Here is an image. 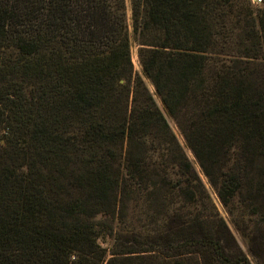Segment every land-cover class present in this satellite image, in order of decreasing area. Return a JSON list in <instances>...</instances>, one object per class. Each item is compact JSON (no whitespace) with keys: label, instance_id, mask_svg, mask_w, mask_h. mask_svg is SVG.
I'll list each match as a JSON object with an SVG mask.
<instances>
[{"label":"trees","instance_id":"obj_1","mask_svg":"<svg viewBox=\"0 0 264 264\" xmlns=\"http://www.w3.org/2000/svg\"><path fill=\"white\" fill-rule=\"evenodd\" d=\"M130 7L0 0V264H252L144 77L264 264V9Z\"/></svg>","mask_w":264,"mask_h":264},{"label":"rangeland","instance_id":"obj_2","mask_svg":"<svg viewBox=\"0 0 264 264\" xmlns=\"http://www.w3.org/2000/svg\"><path fill=\"white\" fill-rule=\"evenodd\" d=\"M254 6L256 8L264 9V0H263V3L261 5H254ZM127 14H128V22H129V26H130V32H132V13H131V7H130V0H127ZM131 52H132V60L134 63L135 72L144 77L142 67H141V64L139 61V57H138V47L135 44L134 40H132ZM144 80H145V83H146L147 87L149 88L150 92L154 95V98H155L157 104L159 105L161 111L163 112L165 118L167 119V121L170 125V128L172 129L173 133L175 134L179 144L183 148L187 157L191 161L194 169L196 170V172L200 176L201 180L203 181L204 185L206 186V189L210 195L212 204L214 206H216L218 213L226 221L229 229L231 230V232L235 236L238 245L240 246L242 251L249 257L252 264H260V261L257 258H255L254 256H252V253L249 250L251 244H250V237L247 236V234H249L251 232L252 233L255 232V228H254L255 226L250 222L251 220H253L254 217L250 214H251V211L253 210V208L258 204L259 201L255 198H253L251 200V197L249 195L246 198V196H244L242 194V198L240 199L241 203L239 204V208L237 210H235V215L232 216L227 212L226 208L223 206V204L221 203V201H220V199L216 193L215 187L212 185L210 179L205 175L203 169L201 168L200 164L198 163V160L196 159L192 150L189 148L187 141H186V139H185V137H184V135L180 129V126H179L177 120H175L174 118H172L168 115V113L165 110L160 98L156 95L155 88H154L153 84L151 83V81L146 79L145 77H144ZM4 135H5V131H0V140L3 138ZM245 193H246V191L244 192V194ZM256 219L257 218H254V220H256ZM235 221L238 222L239 228L235 225Z\"/></svg>","mask_w":264,"mask_h":264},{"label":"built area","instance_id":"obj_3","mask_svg":"<svg viewBox=\"0 0 264 264\" xmlns=\"http://www.w3.org/2000/svg\"><path fill=\"white\" fill-rule=\"evenodd\" d=\"M254 5H261L263 3V0H252Z\"/></svg>","mask_w":264,"mask_h":264}]
</instances>
